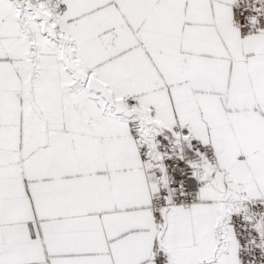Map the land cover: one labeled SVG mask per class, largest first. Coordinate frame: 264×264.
<instances>
[{"label":"snow or ice","instance_id":"6c2138e0","mask_svg":"<svg viewBox=\"0 0 264 264\" xmlns=\"http://www.w3.org/2000/svg\"><path fill=\"white\" fill-rule=\"evenodd\" d=\"M0 264H264V0H0Z\"/></svg>","mask_w":264,"mask_h":264}]
</instances>
